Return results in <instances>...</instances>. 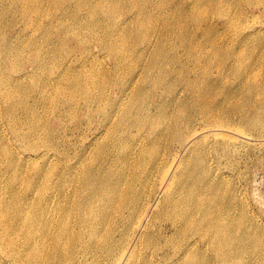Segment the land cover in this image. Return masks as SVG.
<instances>
[{"label":"rangeland","instance_id":"obj_1","mask_svg":"<svg viewBox=\"0 0 264 264\" xmlns=\"http://www.w3.org/2000/svg\"><path fill=\"white\" fill-rule=\"evenodd\" d=\"M0 208L53 264H264V0H0Z\"/></svg>","mask_w":264,"mask_h":264},{"label":"bare ground","instance_id":"obj_2","mask_svg":"<svg viewBox=\"0 0 264 264\" xmlns=\"http://www.w3.org/2000/svg\"><path fill=\"white\" fill-rule=\"evenodd\" d=\"M112 48V45H109ZM8 96V94L6 95ZM21 158H24V155H20ZM25 158H32V156L30 154H27L25 156ZM107 198L109 197V194L106 196ZM109 201V200H108ZM110 202V201H109ZM108 202V203H109ZM93 213L96 210L95 208H91L90 209ZM105 210V209H102ZM104 213V212H103ZM102 213V214H103ZM121 213V212H120ZM119 213V214H120ZM95 214V213H94ZM101 214V215H102ZM96 216H98L97 214H95ZM100 215V216H101ZM122 218L124 220H128L129 218H125V216H123V214L121 213ZM251 218L254 220L255 216L251 215ZM60 231L61 233H59L58 238L59 237H63V235L67 234V227L66 225H60ZM209 228L211 229V231H213L214 233L212 234V238L215 239V243L220 242L226 235H227V229L225 226L220 225V224H211ZM29 239L26 240L23 244H20V242H18V240L16 241L14 238H9L7 239L5 237V235L3 234V210L0 208V258L3 259V257L1 255H3V252H7L5 249H9V251H11L12 255L11 257H13L14 260H12L13 264H53L52 260L53 257L55 256V254H48L46 257L44 254V250L46 248V244H48V240H44V241H38L36 236L34 235V232L31 231L29 234ZM82 234H78L76 235V238H81ZM93 237V236H92ZM53 239V243L55 246V252H57L58 250V246L60 245V239ZM196 242H190L189 240H185L184 244L181 245V249H179V252H175L177 253L176 257H178L180 254L182 255V257L187 256L189 254H191L189 251L191 250V248H193V245ZM68 257H70L71 255L68 254ZM181 257V258H182ZM71 259H75V261L77 263H80V260L76 257V255L71 258ZM180 259V256L178 257L177 260ZM170 264H173L172 262Z\"/></svg>","mask_w":264,"mask_h":264}]
</instances>
